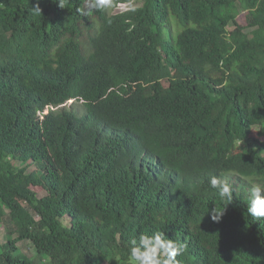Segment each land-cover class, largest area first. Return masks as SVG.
<instances>
[{
    "label": "trees",
    "instance_id": "trees-1",
    "mask_svg": "<svg viewBox=\"0 0 264 264\" xmlns=\"http://www.w3.org/2000/svg\"><path fill=\"white\" fill-rule=\"evenodd\" d=\"M135 1L0 0V264H129L156 231L187 245L179 264H264L247 212L264 186V0L111 11ZM81 96L114 133L39 115ZM213 175L239 192L218 223Z\"/></svg>",
    "mask_w": 264,
    "mask_h": 264
},
{
    "label": "clouds",
    "instance_id": "clouds-1",
    "mask_svg": "<svg viewBox=\"0 0 264 264\" xmlns=\"http://www.w3.org/2000/svg\"><path fill=\"white\" fill-rule=\"evenodd\" d=\"M58 3L61 8L64 7L62 0H58ZM133 3L134 2L119 3L118 5H128ZM89 7L90 9L97 11H103L112 7V0H90ZM132 8L133 7L129 8L128 10ZM35 9L38 12L41 11L39 7H36ZM83 47L84 51L93 50L92 46L88 42H83ZM109 97L110 93H105L104 96H101L99 100L108 99ZM99 100L91 102L81 96L70 99L67 102L59 105H51L46 109L45 112H43L44 114L40 112L39 115L40 117H43L45 114L50 112L59 113L64 110H68L76 117L84 119L85 121H82V123L90 122L98 134L108 136L114 133V131H111L107 127V123L105 121L95 117L89 109L90 103L96 104ZM99 137L102 141H105L101 136ZM139 150H144V148H140ZM154 158L159 162L158 156H155ZM209 183L210 187L216 190L219 197L226 202L225 208L222 211L218 210L216 207L211 209V220L218 223L221 221L227 205L233 202L234 192L237 196L239 195V192L234 189V187L227 180L219 178L215 175L210 177ZM247 212L250 216L256 218L257 221H264V186H257L254 184L251 187L247 198ZM131 245L132 246L128 252L129 264H179V260L177 258L181 257L187 248L185 243L173 238H169V236H167L163 231H156L151 234L141 233L138 239L134 238L131 240Z\"/></svg>",
    "mask_w": 264,
    "mask_h": 264
},
{
    "label": "rangeland",
    "instance_id": "rangeland-1",
    "mask_svg": "<svg viewBox=\"0 0 264 264\" xmlns=\"http://www.w3.org/2000/svg\"><path fill=\"white\" fill-rule=\"evenodd\" d=\"M143 2H144V0H136L133 4H128V5L121 4V5H118L115 8H111V11L113 13L123 12L125 10H128L131 7H139V6L143 5ZM173 27L175 28V30H177L178 21L174 17H173ZM32 168H30V170ZM37 191L40 192V194H42V195L45 194V191L42 190L41 188H37ZM65 223L66 224L68 223V219L67 218H66V222ZM0 239H1L2 242L6 241V232L4 230H0ZM19 245H20L21 251H23L28 257L35 258L36 254H37V248L30 240H26V241L20 242Z\"/></svg>",
    "mask_w": 264,
    "mask_h": 264
}]
</instances>
